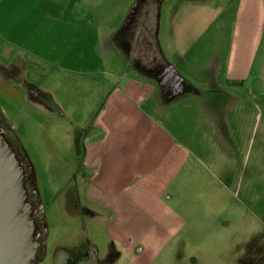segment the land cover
Instances as JSON below:
<instances>
[{"label":"rangeland","instance_id":"rangeland-1","mask_svg":"<svg viewBox=\"0 0 264 264\" xmlns=\"http://www.w3.org/2000/svg\"><path fill=\"white\" fill-rule=\"evenodd\" d=\"M59 1L55 16L65 27L77 24L78 30L89 23L100 28L104 15L114 16V25L149 2ZM157 1L166 15L179 0ZM47 13L36 0H0V44L32 48L28 35L34 20ZM90 54L85 66H54L47 75L39 74L43 92L35 97V118L41 123L42 144L26 149L45 232L37 264H264V36L247 91L236 87L241 96H219L215 111L222 123L204 131L185 126V131L169 134L168 141L181 142L187 150L174 149V161L160 166L131 156L117 166L99 165L90 148L91 142L102 141L95 132L97 115L118 109L132 115L137 102L135 96L112 90L133 74L127 52L110 54L108 72L101 45ZM4 66L0 62L3 76L9 72ZM23 74L18 68L15 77L22 79ZM7 135L28 173L21 151ZM124 137L132 140V134ZM140 183L164 203L162 215L172 224L170 236L155 238L149 248L130 246L117 237L115 215L96 210L88 197L128 185L136 190Z\"/></svg>","mask_w":264,"mask_h":264},{"label":"crops","instance_id":"crops-1","mask_svg":"<svg viewBox=\"0 0 264 264\" xmlns=\"http://www.w3.org/2000/svg\"><path fill=\"white\" fill-rule=\"evenodd\" d=\"M36 4L48 13L34 20L28 35L33 47L20 50L13 43L0 44V62L9 70L0 75V121L21 151L33 183L26 149L42 144L35 97L43 92L39 76L52 67L85 66L88 54L101 45L108 72L110 54L127 52L133 74L112 90L127 98L135 96L137 109L132 115L124 109L99 113L95 132L102 141L91 142L90 148L100 166H117L130 156L160 166L174 161V149L187 150L181 142L168 141L169 134L183 132L185 126L204 131L222 123L215 111L219 96H241L236 87L247 91L264 36V0H179L166 15L161 14L160 1L149 0L114 25L110 24L114 16L104 15L100 28L89 23L80 24L79 30L77 24L65 27L57 19L54 7L61 5L59 0H36ZM18 68L24 70L22 79L15 77ZM101 87L107 83L101 82ZM141 120L151 125L144 126ZM123 134H132V140L124 141ZM136 187L92 192L88 197L96 210L115 215L117 237L130 246L149 248L155 238L170 236L172 224L162 215L166 206L150 186ZM32 190L37 198L35 184Z\"/></svg>","mask_w":264,"mask_h":264},{"label":"water","instance_id":"water-1","mask_svg":"<svg viewBox=\"0 0 264 264\" xmlns=\"http://www.w3.org/2000/svg\"><path fill=\"white\" fill-rule=\"evenodd\" d=\"M29 174L0 123V264H36L41 233Z\"/></svg>","mask_w":264,"mask_h":264},{"label":"flooded vegetation","instance_id":"flooded-vegetation-1","mask_svg":"<svg viewBox=\"0 0 264 264\" xmlns=\"http://www.w3.org/2000/svg\"><path fill=\"white\" fill-rule=\"evenodd\" d=\"M0 123H1V121H0ZM28 192H29V199L32 201V203L36 207H38V210H39L38 214L35 215V220H36V223H37V229L41 233V237H40L41 245L39 247L38 257H37V262H38L41 259L42 254H43L45 232L43 230V225H42L41 207L38 204V200H37V198H36V196H35V194H34V192L32 190V187L29 188V185H28ZM37 262H36V264H37Z\"/></svg>","mask_w":264,"mask_h":264},{"label":"trees","instance_id":"trees-1","mask_svg":"<svg viewBox=\"0 0 264 264\" xmlns=\"http://www.w3.org/2000/svg\"><path fill=\"white\" fill-rule=\"evenodd\" d=\"M31 187H32V188L34 187V183H33V182H31Z\"/></svg>","mask_w":264,"mask_h":264}]
</instances>
